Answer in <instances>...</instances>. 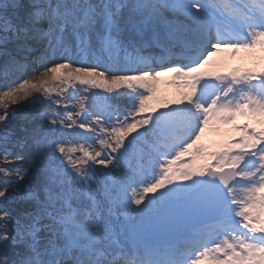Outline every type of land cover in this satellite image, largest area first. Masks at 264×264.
<instances>
[{"label": "snow or ice", "instance_id": "snow-or-ice-1", "mask_svg": "<svg viewBox=\"0 0 264 264\" xmlns=\"http://www.w3.org/2000/svg\"><path fill=\"white\" fill-rule=\"evenodd\" d=\"M0 264H264V0H0Z\"/></svg>", "mask_w": 264, "mask_h": 264}, {"label": "rangeland", "instance_id": "rangeland-1", "mask_svg": "<svg viewBox=\"0 0 264 264\" xmlns=\"http://www.w3.org/2000/svg\"><path fill=\"white\" fill-rule=\"evenodd\" d=\"M218 64L224 65L223 70H229L233 68H253L254 64L251 60L244 58V54L241 53L237 57H232L229 52H222L219 56L214 58ZM180 89L176 84L172 83V77L162 76L157 82V94L166 99H173L178 96ZM243 120H238L237 123H243ZM223 137L212 132L205 134L201 143L205 146L213 147L218 144Z\"/></svg>", "mask_w": 264, "mask_h": 264}]
</instances>
